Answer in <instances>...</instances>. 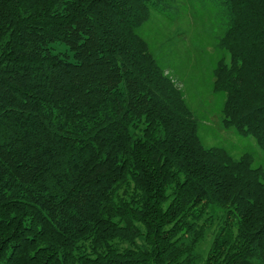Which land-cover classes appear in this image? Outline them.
Segmentation results:
<instances>
[{
  "label": "trees",
  "instance_id": "trees-1",
  "mask_svg": "<svg viewBox=\"0 0 264 264\" xmlns=\"http://www.w3.org/2000/svg\"><path fill=\"white\" fill-rule=\"evenodd\" d=\"M167 1L0 0V264H264V0L180 16L221 146L138 33Z\"/></svg>",
  "mask_w": 264,
  "mask_h": 264
},
{
  "label": "rangeland",
  "instance_id": "rangeland-1",
  "mask_svg": "<svg viewBox=\"0 0 264 264\" xmlns=\"http://www.w3.org/2000/svg\"><path fill=\"white\" fill-rule=\"evenodd\" d=\"M188 4L189 9L192 7L193 10V0H168L161 7V16L155 14L151 16L148 22L140 27L138 33L144 38L164 74L179 89L190 110L198 116L202 127L200 136L203 144L221 146L229 141L237 142L235 135L222 126L219 117L216 116L217 113L208 110L212 106V97L207 88L209 87L207 55L211 48L200 47V44L192 43L189 39L194 28H200L205 36H211L213 25L208 20L210 16L205 17L199 24L185 17L180 18L183 13L185 14L183 9L185 6L188 8ZM211 129L214 130L215 136ZM252 142L251 146L254 148L251 149L261 155L253 140ZM210 240L211 235L207 233L199 244L201 252H205Z\"/></svg>",
  "mask_w": 264,
  "mask_h": 264
}]
</instances>
